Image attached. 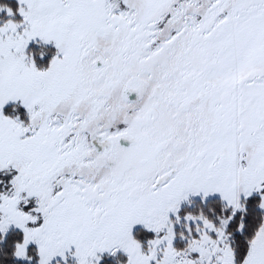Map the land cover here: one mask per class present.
Listing matches in <instances>:
<instances>
[{
    "label": "snow or ice",
    "instance_id": "1",
    "mask_svg": "<svg viewBox=\"0 0 264 264\" xmlns=\"http://www.w3.org/2000/svg\"><path fill=\"white\" fill-rule=\"evenodd\" d=\"M0 264H264V0H0Z\"/></svg>",
    "mask_w": 264,
    "mask_h": 264
}]
</instances>
